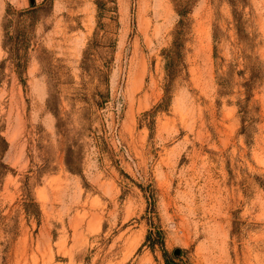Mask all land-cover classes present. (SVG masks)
Wrapping results in <instances>:
<instances>
[{"label":"rangeland","instance_id":"374dc122","mask_svg":"<svg viewBox=\"0 0 264 264\" xmlns=\"http://www.w3.org/2000/svg\"><path fill=\"white\" fill-rule=\"evenodd\" d=\"M165 260L264 264V0H0V264Z\"/></svg>","mask_w":264,"mask_h":264},{"label":"trees","instance_id":"16d2710c","mask_svg":"<svg viewBox=\"0 0 264 264\" xmlns=\"http://www.w3.org/2000/svg\"><path fill=\"white\" fill-rule=\"evenodd\" d=\"M96 3H97V6L99 7L100 6L99 2L97 1ZM43 6L44 4L41 5L40 7L31 8L30 10H25L19 13H12L9 9H7L6 11L5 24H4L5 42L3 43V47L9 54V57L12 59L13 63H15V67H17V69L18 68L20 69L21 67L24 66L26 46H24L23 48L18 46V42H16V39L18 36L17 34H12L10 32V27H12L13 24H15L17 25V28H18L20 25H24L25 22L31 21L32 16L35 15L38 12V10H40ZM179 16L181 18L179 21V24L181 27H183L184 17L187 16V11L185 10L180 11ZM16 31L17 30L15 29L13 32L16 33ZM149 238L150 237L147 236L146 240L148 241ZM165 264H171V263L165 260Z\"/></svg>","mask_w":264,"mask_h":264},{"label":"water","instance_id":"95a60500","mask_svg":"<svg viewBox=\"0 0 264 264\" xmlns=\"http://www.w3.org/2000/svg\"><path fill=\"white\" fill-rule=\"evenodd\" d=\"M32 3V2H31Z\"/></svg>","mask_w":264,"mask_h":264}]
</instances>
